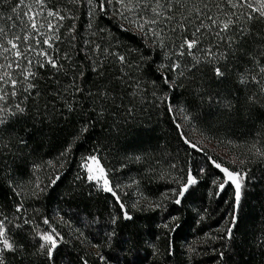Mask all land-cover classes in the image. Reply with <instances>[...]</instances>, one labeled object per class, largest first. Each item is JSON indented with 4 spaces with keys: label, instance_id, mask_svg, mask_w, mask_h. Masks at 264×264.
Returning a JSON list of instances; mask_svg holds the SVG:
<instances>
[{
    "label": "trees",
    "instance_id": "1",
    "mask_svg": "<svg viewBox=\"0 0 264 264\" xmlns=\"http://www.w3.org/2000/svg\"><path fill=\"white\" fill-rule=\"evenodd\" d=\"M99 5L0 0L4 264H264V18L229 0H160L161 17L155 0ZM209 17L236 23L217 35ZM92 155L114 194L87 180ZM213 161L246 176L238 208Z\"/></svg>",
    "mask_w": 264,
    "mask_h": 264
},
{
    "label": "snow or ice",
    "instance_id": "2",
    "mask_svg": "<svg viewBox=\"0 0 264 264\" xmlns=\"http://www.w3.org/2000/svg\"><path fill=\"white\" fill-rule=\"evenodd\" d=\"M23 2V0H21V3ZM41 0H37V3H40ZM73 2H78V0H73ZM106 0H100V9L103 10L104 9V5H105ZM121 2H123V0H121ZM129 2H131V0H129ZM157 7L156 8H152V12L154 13L155 17H161L163 16V12L160 11V0H155ZM88 3L91 4L92 0H88ZM229 3L232 4V7H244L247 6L248 8H250L252 10L253 13L258 12L259 13V17L260 18H264V0H258V3L260 4V7L256 8L253 7L251 0H237V2H233V0H229ZM16 9H13V11H15ZM243 14V13H242ZM24 15H27V13H25ZM49 16H58L59 19H64V17L59 16L58 13H54L52 11H49L48 13ZM233 15H235V13H233ZM247 16V21H253L258 19L257 17L253 16L251 13L246 14ZM31 19V18H30ZM209 19L212 21V25L213 26H217L219 27V32H217V35H219L221 32H227L229 31L236 23L235 20L229 18L225 21H220L218 19H212L211 17H209ZM145 23H152L155 24L157 23L156 19H152L151 21H145ZM31 27L32 29H36L37 25L35 24L34 21H32L31 23ZM140 29L143 30L144 25L141 24ZM49 28H52V25L49 24ZM200 31V27L196 28V32ZM246 29L244 27H241V34L243 35L245 33ZM4 29L0 28V34H3ZM155 35V33H154ZM20 39L19 37H13L12 39H9L7 41L8 45H10V48H6L4 49L5 52H10L12 50H15V56L17 58H20L23 53H21V51H19L18 49V45L15 42L16 40ZM23 39L25 41L28 40V36L25 35L23 37ZM44 44L49 45V47H51L50 41L49 39H45L43 41ZM198 43V41L196 39H192V40H185L184 44L181 45L182 48H184V46L186 45L187 50H189V54H191V49H193V47ZM183 54V53H181ZM41 55H44L46 57L47 60V64H50L52 68L59 70V68L61 67V65H59L57 63V61L54 58L48 57L46 53H41ZM121 62H124V57L121 56L119 57ZM29 63H31V61H29ZM18 66V65H17ZM40 67L43 68L45 67V64L41 63ZM261 72H264V67H261L260 69ZM7 75V73L5 74ZM34 73H32L30 70L26 72L24 79L28 80L29 77L33 76ZM215 75L217 77H223L224 76V72L217 67L215 69ZM0 79H3L2 77H0ZM253 79H255V77H253ZM242 83L244 82V80L242 79L241 81ZM12 87L15 88L17 81L12 80L11 81ZM29 88H33L35 87V85L33 84H29L28 85ZM15 94V93H13ZM0 99H2V97H0ZM17 110L20 113L24 112V109L22 107H20V105L18 104L17 106ZM3 109H0V112H2ZM4 123V121L2 119H0V124ZM84 131H87V128L84 129ZM185 143H190V141L185 140ZM193 148L196 147L195 144L192 145ZM257 155L264 157V151H260L259 149L257 150ZM91 161L92 164L95 165V173L93 172V167L91 166V164H89L88 162ZM214 166L220 170V172H222L224 174V179L223 182L219 185L220 189L223 190L225 188L226 184L231 183L232 185H234L235 188V205L238 208L239 204H240V199H241V188H242V182L246 179V176L241 175L239 172H235L232 170H229L226 167H222L221 164L216 163L215 161H213ZM88 173L87 179L89 181H96L98 186H99V181L101 178L105 177V170L104 168L101 166L99 159L96 156H90L87 157L85 160V164L83 165ZM196 180L192 177L191 173L189 174L188 177V183L184 186V188L181 191V195H183L184 191H187V188L192 185L195 184ZM102 190L105 192H112V188L109 186V182L106 178H104L103 180V186H102ZM114 194V193H113ZM176 203H180L179 200L176 201ZM121 207H123V205H121ZM19 210V209H18ZM125 219H131L130 216L127 215V213H125ZM237 221V217L234 214L232 216L231 219V224L232 226L228 227L226 229L227 233H228V238L231 239L232 238V233H233V227L235 226ZM27 223V221H26ZM45 223H48L47 220H45ZM40 239L43 241V243L40 244V250L42 252V254L46 253L47 259L49 261H54V250L57 248V241L56 239L53 237L52 234H49L47 232L41 234ZM16 249L14 247V244L12 242H10L7 233H6V229L4 227V222L0 221V264H4V259H3V252L4 251H8V252H14Z\"/></svg>",
    "mask_w": 264,
    "mask_h": 264
},
{
    "label": "rangeland",
    "instance_id": "3",
    "mask_svg": "<svg viewBox=\"0 0 264 264\" xmlns=\"http://www.w3.org/2000/svg\"><path fill=\"white\" fill-rule=\"evenodd\" d=\"M189 145H190V143H189ZM92 156H96V155H92ZM89 157H90V156H89ZM96 157H97V156H96ZM85 160H86V159H85ZM85 160H84L82 166L85 164ZM88 163L91 164V166L93 167V172H94V174H96V173H95V165L92 164L91 161H89ZM100 164H101V163H100ZM101 166H102V165H101ZM102 167H103V166H102ZM83 169H84V172H85V175H86V178H87L88 173H87V171H86V169H85L84 166H83ZM104 170H105V169H104ZM104 178H106V179L108 180V182H109V179H108V176H107L106 171H105V177L101 178L100 181H99V186H98V184H97L96 181H90V182H94V183L98 186V188H100V189L102 190V186H103V180H104ZM87 180H88V179H87ZM88 181H89V180H88ZM109 186L111 187L110 182H109ZM233 186H234V185H233ZM112 190H113V189H112ZM112 193H113V191H112Z\"/></svg>",
    "mask_w": 264,
    "mask_h": 264
}]
</instances>
